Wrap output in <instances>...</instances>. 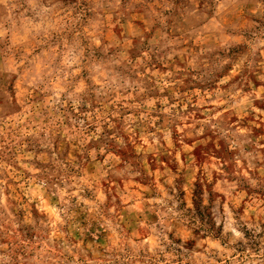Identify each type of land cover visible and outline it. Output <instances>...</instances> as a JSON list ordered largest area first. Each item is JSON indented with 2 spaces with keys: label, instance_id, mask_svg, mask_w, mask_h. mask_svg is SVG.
<instances>
[{
  "label": "rangeland",
  "instance_id": "obj_1",
  "mask_svg": "<svg viewBox=\"0 0 264 264\" xmlns=\"http://www.w3.org/2000/svg\"><path fill=\"white\" fill-rule=\"evenodd\" d=\"M0 264H264V0H0Z\"/></svg>",
  "mask_w": 264,
  "mask_h": 264
}]
</instances>
